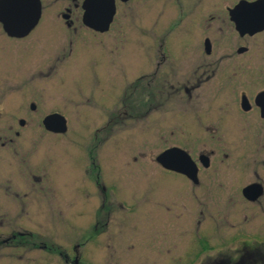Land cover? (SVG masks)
I'll return each mask as SVG.
<instances>
[{"label":"rangeland","instance_id":"374dc122","mask_svg":"<svg viewBox=\"0 0 264 264\" xmlns=\"http://www.w3.org/2000/svg\"><path fill=\"white\" fill-rule=\"evenodd\" d=\"M46 1L44 6H52L53 0ZM159 5L165 7V2L159 1ZM158 18L153 23L158 29H165V14ZM137 19L134 4H127L120 9L109 34L92 36L89 31L81 30L73 38L69 54L68 40L58 38V27L48 16L43 18L32 38H44V77H35L32 82L30 75L29 85L19 84L22 90L11 92L5 88L0 92V136L11 135L9 126L20 134L18 139L11 136L14 142L9 148L0 146V178L8 174L14 183L9 186L12 201L6 203L0 199V213L8 210L7 223L14 232L34 235L30 245L0 251V264H65L59 253L71 256L70 246L74 244L81 245L77 264L200 263L197 241L202 236L203 224L214 223L211 218L217 216V208L170 201L165 176L155 158L172 145L186 146L193 154L213 149V143L198 142L194 135H189L185 144L181 139L182 134L188 137L187 133L192 132L197 119L202 117L201 112L210 106L201 103L202 100H192L189 106L173 110L167 103L166 91L162 90L157 95L155 109L136 120L146 111L140 108L138 96L129 87L138 76L135 73L141 61ZM143 41L148 46L147 38ZM250 41L258 45L253 60H263L264 33ZM24 43L17 46L0 33V76L6 74L18 81L27 79L28 69L38 61L39 50L29 47V42ZM258 64L261 70L262 65ZM162 74L161 69L158 79ZM214 82L211 79L205 86L213 87ZM122 94L126 104L125 123L110 125L99 135L98 142H94V134L105 127ZM18 98L20 103L34 102L37 106L34 114L24 118L22 128L17 124L22 116L11 115L6 105L10 99L15 103ZM111 102L109 110L97 105ZM55 112L67 119L65 134L49 133L42 126L43 117ZM88 151L93 152L100 168L104 158L105 195L111 209L106 233L96 237L90 233L95 225L93 215L104 194L82 183ZM26 172L30 173L29 188L22 185ZM37 176H41L40 186L34 184ZM185 199L182 197V201ZM201 210L205 211L203 216ZM217 222L224 230H231V224L223 217ZM96 230H102L101 223ZM90 235L94 238L86 240ZM205 239L207 248L216 246L210 251L213 253H226L235 247L219 234ZM39 242L53 248L46 251L32 246Z\"/></svg>","mask_w":264,"mask_h":264},{"label":"flooded vegetation","instance_id":"af4514ba","mask_svg":"<svg viewBox=\"0 0 264 264\" xmlns=\"http://www.w3.org/2000/svg\"><path fill=\"white\" fill-rule=\"evenodd\" d=\"M107 1L113 2L114 16L108 30L100 33L86 26L85 20L110 12V8H104L103 0H53L52 6H44L46 0H0L1 35L17 46L29 42V47L39 50L37 63L30 68V64L27 65V79L18 81L6 74L0 76V92L5 88L11 92L22 90L19 84L29 85V79L32 81L35 77H44V38H32L43 18L48 16L58 27V38L68 40L70 54L73 38L79 31L87 30L92 36L109 34L116 24L120 9L133 3L138 14L136 25L141 61L140 69L135 73L138 76L129 87L138 96L140 108L146 110L136 120H141L155 109L157 95L162 90L166 91L167 103L173 110L189 106L192 100H202L201 103L210 106L203 112L199 110L202 117L197 119L192 132L187 133L188 137L182 134L181 139L185 144L189 135H194L198 142L213 143V149H202L193 154L186 146L172 145L162 151L179 149L185 153L196 166L194 177L185 173L183 159L177 158L179 152H173V157L168 160V169L157 162L162 152L155 158L165 176L170 201L178 200L182 204L189 201L203 208H217V216L211 218L214 223L210 226L203 224L202 236L197 241V255L201 257L199 264H264V57L261 61L253 60L258 45L250 43L253 37L264 33V0ZM159 1H164L165 7L160 6ZM162 14L166 16L165 29H158L153 21ZM241 16H246L245 30L255 33L240 35L237 32L235 23ZM144 38H147L148 46H145ZM161 69L163 74L158 79ZM28 70L25 72L28 73ZM211 79L215 81L214 86L206 87ZM124 83L125 80L119 90ZM13 101H7V110L11 111V115L22 116L17 119L18 126L22 128L25 126L24 118L34 114L37 106L34 102L20 103L19 98L15 103ZM97 105L109 110L112 102L109 105ZM116 106L117 109L108 115L105 127L94 134V142L110 125L125 123L124 94ZM8 131L10 136H0V141L3 140L0 142L1 148H9L14 142L12 137H20L19 132L13 131L11 126ZM82 160L85 164L84 157ZM87 161V166L82 168V183L104 194L102 203L93 215L95 225L90 233L96 237L106 233L111 209L105 195L104 158L100 168L93 152L88 151ZM19 175L23 177L22 173ZM29 175L26 172L22 179V185L28 188ZM34 180L38 186L43 184L41 176L34 177ZM13 184L8 174L0 178V199L3 202L12 201L9 186ZM182 197H187V200L182 201ZM204 212L201 210L200 215L203 216ZM210 212H207L209 216L212 214ZM8 213V210L0 213V251L7 252L15 247L30 245L34 239L32 232H14L7 223L10 218ZM220 217L231 224L230 231L224 230L217 222ZM100 223L101 231L96 230ZM198 223L200 225L201 220ZM211 234L221 235L228 239L227 242L234 243L235 247L226 253L210 252L216 246L207 248L205 238ZM89 238L94 237H85L86 240ZM32 246L46 251L53 248L44 242ZM80 247V244L71 245V256L66 252L59 253L65 264H77V250Z\"/></svg>","mask_w":264,"mask_h":264},{"label":"water","instance_id":"95a60500","mask_svg":"<svg viewBox=\"0 0 264 264\" xmlns=\"http://www.w3.org/2000/svg\"><path fill=\"white\" fill-rule=\"evenodd\" d=\"M127 1V0H123ZM103 6L104 8H110L109 13H104L103 15H94V17H89L87 20H85L86 26H88L90 29L96 31V32H106L108 30V27L110 23L112 22V18L114 16V11H113V2L103 0ZM101 6V4H100ZM246 21V16H241L235 23V27L237 32L240 35H244L246 33L253 34L255 31H247L244 28V23ZM23 124V122H21ZM43 128L52 134H65L67 131V125H66V120L65 118L58 114V113H53L50 115H47L43 121H42ZM173 152H179V157L183 159V167L185 169V173L188 176L194 177L196 175V166L195 164L191 161V159L183 153L179 149H169L164 152H162L158 157H157V162L159 163L160 166H162L165 169L169 168L168 160L170 157H173ZM205 159V158H203Z\"/></svg>","mask_w":264,"mask_h":264}]
</instances>
